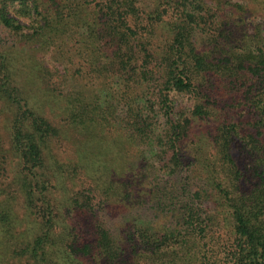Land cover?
<instances>
[{
  "label": "trees",
  "instance_id": "obj_1",
  "mask_svg": "<svg viewBox=\"0 0 264 264\" xmlns=\"http://www.w3.org/2000/svg\"><path fill=\"white\" fill-rule=\"evenodd\" d=\"M2 112L0 264H264V0H0Z\"/></svg>",
  "mask_w": 264,
  "mask_h": 264
},
{
  "label": "rangeland",
  "instance_id": "obj_2",
  "mask_svg": "<svg viewBox=\"0 0 264 264\" xmlns=\"http://www.w3.org/2000/svg\"><path fill=\"white\" fill-rule=\"evenodd\" d=\"M10 10L12 11V7H10ZM17 11V9H16ZM15 11V12H16ZM85 49V48H84ZM87 59V69L89 71L88 77L86 79H82L81 81V85H85L87 87H92L94 86L91 83V76H92V72L94 67L91 66V63L89 62V58L87 57V55H84ZM72 72V70H70ZM71 72H69V74H71ZM94 73V72H93ZM98 82V80H97ZM60 99V98H59ZM61 100H59L60 102ZM59 107H63L62 102L58 104ZM48 108V115L51 116L53 120L55 121V123L57 124V126L59 128H61V132L60 135L58 137V140L53 141L52 143V151L54 156L56 157L55 160L57 161V163H61L63 166V170L64 171H69L72 166V163L77 162L78 160H83L85 159V154L89 155V148H88V143L87 140H85L84 138H81L80 134H77L76 132H74L73 130H71V128H68V122L69 121H65L64 120V113L62 112L61 109L55 108L54 106L49 105V107H45V109ZM50 108V109H49ZM51 113V115H50ZM8 116V113L2 112L1 113V117H0V132L3 135V145L4 148L7 149L8 148V141L6 140L7 138V134H5V131L3 129V124L4 121L6 120L5 118ZM76 129V128H75ZM101 148L100 151L98 153L100 154H95V158H99L100 160H102V162H110V157L112 155V149H110L109 147L105 146V143L102 142L101 144ZM81 148L85 151H87L85 154H83ZM10 153V152H9ZM8 156V154H7ZM53 156V158H54ZM86 160V159H85ZM98 160L95 159V162H97ZM86 162H88V160H86ZM16 165V161L11 158L10 156L7 158L6 162L4 163L5 169H6V174H3L2 171H0V182L2 183V187H4V185L11 183L12 182V171H14V166ZM2 166V165H0ZM95 166V165H94ZM13 169V170H11ZM0 183V184H1ZM16 208V207H15ZM16 210L19 211V207L16 208ZM123 209L121 208V211ZM117 220V218H116ZM7 263L9 262V259L6 261Z\"/></svg>",
  "mask_w": 264,
  "mask_h": 264
}]
</instances>
